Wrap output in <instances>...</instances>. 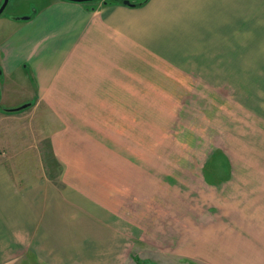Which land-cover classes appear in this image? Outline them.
<instances>
[{
	"label": "crops",
	"instance_id": "crops-1",
	"mask_svg": "<svg viewBox=\"0 0 264 264\" xmlns=\"http://www.w3.org/2000/svg\"><path fill=\"white\" fill-rule=\"evenodd\" d=\"M217 4L148 0L130 7L104 1L86 6L63 0H9L0 15V102L5 95L9 107L31 103L33 79L35 95L45 98L53 113L62 119L70 114L72 124L66 128L76 129L73 138L78 129H123L112 134L134 140L128 146L148 144L152 150L158 136L144 139L143 130L159 127L153 98L175 95L176 81H187L183 74L192 68L184 58V34L206 31L208 5ZM4 81L5 88L16 81L18 90L4 94ZM85 137L81 133L82 144ZM138 149L133 152L136 168L128 167L123 148L107 156L105 166L85 165L83 173L67 169L68 180L43 175L23 182L0 164V264L26 251L44 264H90L88 256L96 254L89 255V249L96 246L101 252L103 245L97 242L107 244L113 226L126 220L113 208L121 205V198L126 200L131 178L139 173L143 178L144 171L152 181L158 173L157 154ZM212 153L202 175L212 187L210 201L217 210L194 225L187 239L190 247L182 244L183 250L202 264H264L262 220L254 213L264 196V154L246 152L236 164L218 146Z\"/></svg>",
	"mask_w": 264,
	"mask_h": 264
},
{
	"label": "rangeland",
	"instance_id": "rangeland-1",
	"mask_svg": "<svg viewBox=\"0 0 264 264\" xmlns=\"http://www.w3.org/2000/svg\"><path fill=\"white\" fill-rule=\"evenodd\" d=\"M101 1L83 3L92 6ZM208 8L211 15L207 16V30L184 34V58L191 61L192 68L187 76L183 74L187 81H176L175 95L153 98L159 127L143 130L144 139L146 135L158 136L152 150L148 144L128 146L134 140L123 141L112 134L123 129H78L77 138H73L76 129L66 128L72 124L70 114H64L62 119L53 113L45 98L35 95L37 83L33 79L35 90L31 91V103L26 108L7 112L5 109L17 105L7 106L5 95L0 102V164L14 171L23 182L43 175L68 180L67 169L82 172L85 165L105 166L106 157L115 156L123 148L127 149L124 155L128 167L136 168V148L139 153L157 154L156 177L152 181V177L146 179L144 171L143 178L140 173L136 179L133 176L126 200L121 198V205L113 208L119 212L116 216H126V220L113 226L107 244L103 240L97 242L103 245L101 252L97 253L96 246L87 247L89 255L93 251L96 254L93 258L88 256L90 264H202L182 246L186 243L190 247L187 239L192 236L194 225L217 210L210 201L213 190L206 186L202 168H208L216 146L236 164L241 163L239 158L246 152L264 154V0H218L217 5ZM1 75L0 71V78ZM5 84L4 81V94L18 90L16 81H9L6 88ZM81 133L86 134L84 144ZM81 187L85 188L82 182ZM97 191L94 189L96 197ZM259 192L256 190V195ZM256 206L254 213L262 220L259 227L263 232V254L264 196ZM96 214L100 213L96 210ZM31 255V251H26L9 264H44Z\"/></svg>",
	"mask_w": 264,
	"mask_h": 264
},
{
	"label": "water",
	"instance_id": "water-1",
	"mask_svg": "<svg viewBox=\"0 0 264 264\" xmlns=\"http://www.w3.org/2000/svg\"><path fill=\"white\" fill-rule=\"evenodd\" d=\"M9 0H3L2 3L0 4V15L3 13V11L5 10L7 4H8ZM68 1H72V2H88V1H94V0H68ZM117 3L119 4H123L126 6H130V7H139L141 6V2L140 1H133V0H115ZM106 2V1H104ZM21 18H27V17H21ZM0 97H1V91H0ZM28 105H30V103H25L22 104L20 106H17L15 108H9V109H5L7 112H16L19 110H22L24 108H26Z\"/></svg>",
	"mask_w": 264,
	"mask_h": 264
},
{
	"label": "trees",
	"instance_id": "trees-1",
	"mask_svg": "<svg viewBox=\"0 0 264 264\" xmlns=\"http://www.w3.org/2000/svg\"><path fill=\"white\" fill-rule=\"evenodd\" d=\"M106 2H109V3H111V2H116L115 0H105ZM148 0H140V2H141V6L142 5H144L146 2H147ZM105 2V3H106Z\"/></svg>",
	"mask_w": 264,
	"mask_h": 264
},
{
	"label": "flooded vegetation",
	"instance_id": "flooded-vegetation-1",
	"mask_svg": "<svg viewBox=\"0 0 264 264\" xmlns=\"http://www.w3.org/2000/svg\"><path fill=\"white\" fill-rule=\"evenodd\" d=\"M63 1H68V0H63ZM98 1V0H97ZM102 1H105V0H102ZM9 2V1H8ZM72 2V1H70ZM92 2V1H91ZM78 3H83V2H78ZM8 5V4H7ZM7 7V6H6ZM6 9V8H5ZM4 12V11H3ZM2 15V14H1Z\"/></svg>",
	"mask_w": 264,
	"mask_h": 264
}]
</instances>
